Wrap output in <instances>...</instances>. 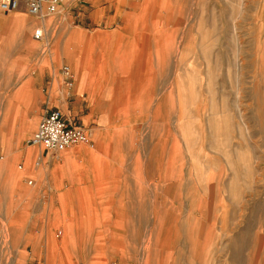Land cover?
<instances>
[{"label": "rangeland", "instance_id": "rangeland-1", "mask_svg": "<svg viewBox=\"0 0 264 264\" xmlns=\"http://www.w3.org/2000/svg\"><path fill=\"white\" fill-rule=\"evenodd\" d=\"M68 92L90 142L41 156ZM263 182L264 0L0 11V264H264Z\"/></svg>", "mask_w": 264, "mask_h": 264}, {"label": "built area", "instance_id": "built-area-1", "mask_svg": "<svg viewBox=\"0 0 264 264\" xmlns=\"http://www.w3.org/2000/svg\"><path fill=\"white\" fill-rule=\"evenodd\" d=\"M74 0H0V11L8 13L23 6L27 13L37 19H45L58 13L64 3ZM43 37V29L38 27L33 32V38L38 40ZM61 74L66 87L72 85V74L68 66L61 67ZM90 142L89 133L80 126L71 124L63 113L58 109L46 108L41 115L35 130L28 139L31 146H37L43 153L54 155L65 151L69 147ZM32 184L33 179L27 180ZM264 184V182H263ZM264 199V186L260 193Z\"/></svg>", "mask_w": 264, "mask_h": 264}, {"label": "crops", "instance_id": "crops-1", "mask_svg": "<svg viewBox=\"0 0 264 264\" xmlns=\"http://www.w3.org/2000/svg\"><path fill=\"white\" fill-rule=\"evenodd\" d=\"M81 7H83V5H81ZM80 7V5H78L77 6V8L78 9H80L81 8ZM74 9H73V12L74 13H76V10L77 9H75V7H73ZM81 14H83L82 12H80V11H78V13L76 14L77 16H80ZM92 21H94L93 19H91ZM102 20V18H100V21ZM91 21V22H92ZM95 21H96V19H95ZM43 78H41V77H37V78H35V86L38 88V89H40V90H42L44 93H45V95H46V98L47 99H50L51 98V96L50 95H52V93H51V90L48 88L47 90H45L44 89V87H45V85H44V82H43ZM49 91H50V93H49ZM50 94V95H49ZM66 95V97H67V102H66V106H65V108L62 106V104H60L59 105V107H54V108H57V109H59V110H61V112L63 113V115L65 114L66 116H68L71 120H73L75 123H78V121L76 122L75 120H77V119H83V117L86 115V114H82V106L80 105V103H79V99L73 94V93H70V92H68V93H66L65 94ZM62 96V92L60 93V94H58L57 96H55V100L57 99V98H60ZM78 124H82V123H78ZM83 125V124H82ZM174 224V223H173ZM170 226H173L172 225V223L170 224ZM175 242V238L174 239H172L170 242H169V246L171 247L172 246V244ZM237 243H239V242H236V243H234V244H232V248H233V254H235V245L237 244ZM244 244V243H243ZM196 246V245H195ZM200 247H201V244H200ZM204 247V246H203ZM202 247V248H203ZM195 251L197 250V249H195V248H193Z\"/></svg>", "mask_w": 264, "mask_h": 264}, {"label": "bare ground", "instance_id": "bare-ground-1", "mask_svg": "<svg viewBox=\"0 0 264 264\" xmlns=\"http://www.w3.org/2000/svg\"><path fill=\"white\" fill-rule=\"evenodd\" d=\"M18 19V18H17Z\"/></svg>", "mask_w": 264, "mask_h": 264}]
</instances>
